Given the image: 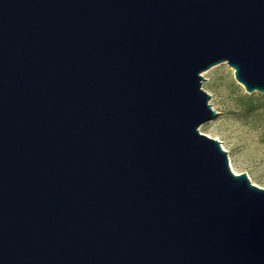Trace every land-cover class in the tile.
<instances>
[{
	"label": "water",
	"instance_id": "95a60500",
	"mask_svg": "<svg viewBox=\"0 0 264 264\" xmlns=\"http://www.w3.org/2000/svg\"><path fill=\"white\" fill-rule=\"evenodd\" d=\"M223 64L264 95V0H0V264H264Z\"/></svg>",
	"mask_w": 264,
	"mask_h": 264
},
{
	"label": "rangeland",
	"instance_id": "374dc122",
	"mask_svg": "<svg viewBox=\"0 0 264 264\" xmlns=\"http://www.w3.org/2000/svg\"><path fill=\"white\" fill-rule=\"evenodd\" d=\"M203 78V90L219 117L202 126L200 133L222 143L235 175L246 174L254 186L264 189V95L248 94L227 64Z\"/></svg>",
	"mask_w": 264,
	"mask_h": 264
},
{
	"label": "bare ground",
	"instance_id": "6f19581e",
	"mask_svg": "<svg viewBox=\"0 0 264 264\" xmlns=\"http://www.w3.org/2000/svg\"><path fill=\"white\" fill-rule=\"evenodd\" d=\"M231 167H232V165H231ZM233 170V169H232ZM234 172V171H233Z\"/></svg>",
	"mask_w": 264,
	"mask_h": 264
}]
</instances>
